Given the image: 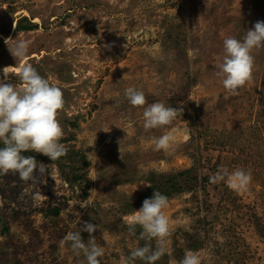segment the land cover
Returning a JSON list of instances; mask_svg holds the SVG:
<instances>
[{"label": "rangeland", "instance_id": "rangeland-1", "mask_svg": "<svg viewBox=\"0 0 264 264\" xmlns=\"http://www.w3.org/2000/svg\"><path fill=\"white\" fill-rule=\"evenodd\" d=\"M22 19L37 28L18 31ZM257 21L264 0H0V79L10 67L7 82L18 85L30 63L59 87L61 142L86 164L75 187L54 165L36 187L0 175V264H87L64 240L84 222L99 226L100 264H122L146 244L155 250V240L136 237L139 226L129 231L128 217L141 207L124 212L154 185L150 175L190 169L191 191L164 209L171 235L156 264H179L186 250L201 264H264V48L254 50L253 80L238 96L217 75L224 39L242 40ZM9 37L30 42L26 59L10 54ZM128 87L145 93L144 107L162 102L183 111L146 131ZM164 134L169 145L156 150L153 137ZM221 168L250 171L248 191L210 183Z\"/></svg>", "mask_w": 264, "mask_h": 264}, {"label": "clouds", "instance_id": "clouds-1", "mask_svg": "<svg viewBox=\"0 0 264 264\" xmlns=\"http://www.w3.org/2000/svg\"><path fill=\"white\" fill-rule=\"evenodd\" d=\"M10 54L15 60L27 58L30 42L26 39H5ZM105 47H110L105 45ZM224 55L217 64V75L222 78L223 87L231 96H238L240 90L253 80L255 58L254 50L264 48V21H257L253 28L247 30L242 40L227 37L223 41ZM6 67L3 79H0V175H18L19 179L36 187L46 183L42 178L48 175L52 163L45 165L37 163L34 156L22 153L34 152L48 157L52 162L67 154L68 149L61 142L63 129L57 119L64 109L63 91L49 83L37 70L26 63L19 71L18 85L7 82ZM19 89V90H18ZM125 97L133 107L143 108L144 129L164 128L173 123L183 109L166 106L162 102L146 105L145 93L134 87L125 89ZM171 137L164 134L153 137L156 150L167 149ZM209 182L217 184L225 182L237 192H247L252 182V174L241 168L229 171L218 169L209 177ZM150 187V186H148ZM41 192L34 197H41ZM45 200L47 197L42 195ZM169 205V198L159 191H154L153 197L145 199L142 207L128 217L129 231L134 233L136 226L142 231L141 239L155 240V250L150 244L137 247L122 264H134L136 259L145 264H156L167 251L168 237L171 235L169 219L164 209ZM98 225L84 222L79 231L68 232L65 241L71 242V249L76 256L81 254L87 264H100L98 258L104 255L103 247L97 244L94 233ZM89 234L85 243L82 233ZM179 264H201L197 252L186 250Z\"/></svg>", "mask_w": 264, "mask_h": 264}, {"label": "trees", "instance_id": "trees-1", "mask_svg": "<svg viewBox=\"0 0 264 264\" xmlns=\"http://www.w3.org/2000/svg\"><path fill=\"white\" fill-rule=\"evenodd\" d=\"M37 26L31 24L28 22L26 19H22L18 23V31L22 32L24 30H35ZM73 126V125H72ZM74 129H76V125L73 126ZM3 143L0 142V147H3ZM25 156H34L37 160V163H47L54 165L59 174L61 179L69 186V187H75L77 185L80 186V182L84 179V176H78V172L82 170L81 167H85V156L81 153H76V152H71L67 151V154L63 157H61L59 160L52 162L48 157H45L40 154H36L34 152H25L22 153ZM77 160L81 161V166L78 167L76 165ZM191 171H196L195 169L193 170H188L182 173H179L178 175H175L174 177H163L160 178L157 175H150L148 181L149 183H153L154 185L148 190L149 192L140 200L136 201L133 205L127 207V212H124L125 214H128V212L135 208V207H142V204L145 199H149L153 197L154 191H159L161 194L167 196L169 199H171L174 195L180 194L191 191ZM160 179L161 181L159 182L158 180L155 182L154 179ZM182 179V181H181ZM196 179L194 180V185H196ZM206 179H202L201 184H204ZM200 184V185H201ZM50 214L53 212L54 215L58 213L57 209H54L53 211H48ZM137 238L140 237V234L136 235Z\"/></svg>", "mask_w": 264, "mask_h": 264}, {"label": "bare ground", "instance_id": "bare-ground-1", "mask_svg": "<svg viewBox=\"0 0 264 264\" xmlns=\"http://www.w3.org/2000/svg\"><path fill=\"white\" fill-rule=\"evenodd\" d=\"M2 36H0V38H1Z\"/></svg>", "mask_w": 264, "mask_h": 264}]
</instances>
